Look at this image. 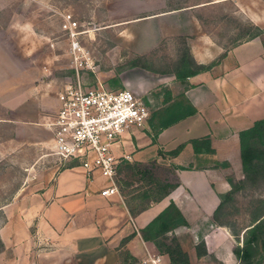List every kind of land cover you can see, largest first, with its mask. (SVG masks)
Segmentation results:
<instances>
[{
	"label": "crops",
	"instance_id": "0c3cea01",
	"mask_svg": "<svg viewBox=\"0 0 264 264\" xmlns=\"http://www.w3.org/2000/svg\"><path fill=\"white\" fill-rule=\"evenodd\" d=\"M212 44L204 36L202 49H192L197 61L205 63L221 52ZM224 58L221 68L215 65L189 76L192 85L187 88L172 72L141 66L118 75L122 86L140 96L150 111L162 106L166 90L173 95L184 91L197 109L160 130L155 140L148 121L122 139L120 152L128 161L154 164L155 177L176 184L166 196L132 213L119 189L100 194L108 184L104 177L90 179L73 167L60 170L44 188H21L1 205L5 220L0 225V264H120L121 250L129 251L133 264H139L147 249L160 252L152 241L142 239L139 229L171 200L187 222L176 226L174 234L191 264H238L233 253L236 236L212 215L220 202L218 192L230 188L227 176L244 178L238 131L264 117V48L255 36L233 45ZM55 97L58 101L49 91L34 94L31 86L10 94L2 100L7 114L0 120L43 121L49 131L45 123L58 108ZM204 135L210 136L214 152L193 151L188 140ZM181 143L177 154H166ZM201 240L207 254L197 256L195 245ZM163 255L168 263V255Z\"/></svg>",
	"mask_w": 264,
	"mask_h": 264
},
{
	"label": "rangeland",
	"instance_id": "374dc122",
	"mask_svg": "<svg viewBox=\"0 0 264 264\" xmlns=\"http://www.w3.org/2000/svg\"><path fill=\"white\" fill-rule=\"evenodd\" d=\"M67 13L84 30L79 38L88 66L78 70L61 29ZM255 25L264 28V0H0V119L7 114L2 100L30 86L34 94L57 96L65 79L78 74L86 83L112 87L111 77L137 64L172 70L185 50L200 63L192 49H202L204 36L221 52L203 64L221 68L230 48L253 34ZM41 122L0 120V205L21 188L40 190L60 170L71 169L70 160L54 152ZM116 183L127 198L144 185L124 167ZM259 196H264V185L247 181L225 203L220 220L236 230L244 226Z\"/></svg>",
	"mask_w": 264,
	"mask_h": 264
},
{
	"label": "trees",
	"instance_id": "16d2710c",
	"mask_svg": "<svg viewBox=\"0 0 264 264\" xmlns=\"http://www.w3.org/2000/svg\"><path fill=\"white\" fill-rule=\"evenodd\" d=\"M255 28L256 31L245 40L258 36L264 48V28L257 25H255ZM213 64V62L209 64L196 63L190 51L185 50L180 55L179 60L174 64L172 70L168 72H172L175 77L184 84V88H187L192 85V83L188 81L189 76L202 70L209 69ZM137 65L159 72L149 65ZM90 74L93 76L91 72ZM109 83L112 87H123L118 75L111 77ZM196 110L194 105L185 96L184 91L177 95H173L171 90H166L162 97V106L151 111L148 118L153 140H155L160 130L176 123L188 115L194 114ZM238 137L241 167L244 178L236 179L233 175L227 176L230 188L224 192H218L220 202L213 212L212 218L215 222L229 227L236 236V240L241 241L233 247V253L238 259V264H264V196H259V203L250 212V223L245 227H240L236 230L231 226V223L222 222L219 216L225 203L230 200L247 181L252 184L262 183L264 185V117L255 119L250 126L239 130ZM188 142L191 143L194 152H214L209 135L191 138ZM183 145L184 143L179 144L175 149L166 152V154H177ZM160 153L165 154L161 150ZM69 163V166L77 164L75 161H70ZM122 167L130 169L131 173L137 176L138 181H143L144 184L141 187L143 189L136 190L131 193V197L128 198V203H133L130 204V212L132 213H136L139 208L146 206L150 200L157 201L166 196L170 190L176 186L175 183H170L155 177L150 166L139 162H131L126 159L122 160L118 164L117 175ZM144 198H146L147 201H143ZM0 216L3 222L5 220V215L1 208ZM186 223L180 209L171 200L160 212L153 216L145 226L141 227L139 232L142 239L152 241L161 253L168 255V264H191L188 252L183 248L179 239L174 234V228L176 226ZM3 249L4 244L0 238V251ZM195 250L197 256L207 254L205 242L203 240L199 241L195 245ZM132 261L134 260L129 251H120V264H133Z\"/></svg>",
	"mask_w": 264,
	"mask_h": 264
},
{
	"label": "built area",
	"instance_id": "2783aa9c",
	"mask_svg": "<svg viewBox=\"0 0 264 264\" xmlns=\"http://www.w3.org/2000/svg\"><path fill=\"white\" fill-rule=\"evenodd\" d=\"M78 21L71 14L63 15L61 29L68 37V53L72 66L78 70L88 66L85 48L80 42ZM58 108L46 121L54 152L75 161L87 178L100 175L108 180L100 194L118 191V164L128 159L120 152L126 133L146 127L150 108L132 89L113 88L100 82L86 83L78 74L65 79L57 91ZM139 264H168L164 255L147 249Z\"/></svg>",
	"mask_w": 264,
	"mask_h": 264
}]
</instances>
